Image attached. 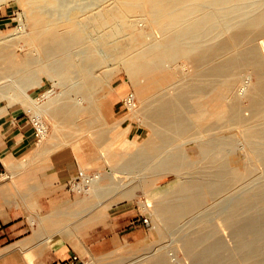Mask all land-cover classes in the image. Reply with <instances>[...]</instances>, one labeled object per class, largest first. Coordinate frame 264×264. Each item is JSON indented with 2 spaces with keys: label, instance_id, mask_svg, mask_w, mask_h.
Wrapping results in <instances>:
<instances>
[{
  "label": "bare ground",
  "instance_id": "obj_1",
  "mask_svg": "<svg viewBox=\"0 0 264 264\" xmlns=\"http://www.w3.org/2000/svg\"><path fill=\"white\" fill-rule=\"evenodd\" d=\"M24 1L27 4L26 17L32 26L31 29L27 32L20 27L22 30L20 29L19 34L9 39L0 36V98L7 100L0 110H4L6 106L18 101L26 107L34 108L42 116L46 115L48 119H51L53 129L57 128L60 120L65 123V126L72 125L71 122L75 116L86 113L87 117L84 118V116L82 121L83 126L78 127L75 131L79 130V134L81 130L91 131L92 123L95 120L92 95L102 85L104 78L111 73L108 68L101 74H94L92 68L106 63L105 59H111L122 64L128 80L134 88L133 93L138 103L129 110L130 113L138 116L143 114L145 121L152 120L148 122L151 132L140 146L137 145L136 141L124 138L127 127L119 128L118 122L110 127L115 130V133L112 139L107 143L105 142L106 144L103 143L101 156L111 163V182L102 185L100 181L106 173H97L96 178L84 190L87 195L72 205L76 208L77 224L72 227L67 223L56 226L54 223L46 224L45 222L46 228L51 232L61 231L65 237L72 239L73 243L79 246V249L81 248L87 253L80 240L79 229L81 226L82 228L83 226H91L96 222L103 214L102 210L111 204V200L115 196L131 197L133 187L127 188L128 185H125L126 189L117 191L115 188L117 185L121 188L122 185L118 184L122 180V176L119 174L126 172H128L127 174H136V167L141 162L144 165L143 170L150 168L151 171L137 177V184L146 196L145 207L153 215L155 229L160 234L166 231L176 233L178 235L176 240L190 254L191 264H223L222 259L218 257L219 252H217L221 248L220 238L214 239V235L223 231L221 227L224 228V226L221 222L224 213H233L234 209L235 211L241 209L236 210V204L233 201H231L233 204L228 202L231 206L224 202L226 205L223 206L224 213H222V208H219L221 205L218 204L219 207L210 205L211 210L212 207H214L213 209L216 208L217 220H214L218 222V225L221 224L218 227L212 223L214 221L213 216L212 219H207L212 220L210 221L211 226L207 225H210V222L206 223L207 220L205 218L201 220V217L210 211L209 204H205L206 200L218 198L221 192H224L223 186L228 182L223 180L226 177L225 174L228 173L233 179H236L232 181L233 184H238L242 176L245 179L251 175L249 171L257 169L251 168L250 170V165L254 166L252 162L249 165L246 164L243 171H239L238 166L229 167L232 155L240 149L238 147L240 141L238 140L239 143H237L236 140H232L230 134L239 133L240 137L247 141L248 150H251L252 154L257 152L260 157V153H264V0ZM139 12H142L150 23L156 25V34L150 39L146 38V30L137 28V23H134L137 21L134 14ZM80 14H84V16L81 15L82 18H80ZM116 20H121L122 23L120 22L118 27H109ZM89 26H93L95 29L104 26V32L100 34L101 38L98 40L91 39L92 36L87 34V27ZM107 26L108 28H105ZM123 29L128 30L126 37L120 38L117 35L116 37L115 34L120 33ZM15 30L18 31L19 29ZM22 35H26L27 40L30 41L28 47L32 45L31 49L26 48L24 56H20L15 48H12L15 40L20 39ZM93 38L95 37L93 36ZM261 38L262 40L258 41ZM76 50L80 53L79 57L82 61L78 67L74 62L75 57L71 56V53L76 55ZM100 50H103V56L98 54ZM185 67H187L186 70ZM189 70H191L190 73ZM42 73L52 79L54 84H58L59 80L67 82L70 78L77 80L79 76L82 77L79 78L83 80V83L78 79L80 82L78 85L81 84L79 87L67 89L68 93L71 91L73 93L71 99L69 98L71 103L68 101L61 102L60 95L52 96L51 90L44 91L41 94L44 99L38 101L41 96L34 99L29 92L33 87L40 88L43 84ZM178 73L188 75L191 82L184 86L175 84L174 81ZM7 74L16 77L15 86L3 84V76H8ZM77 74L76 78L74 75ZM73 76L74 78H72ZM157 78L163 81L157 82ZM78 80L75 82L78 83ZM69 82L72 83L71 80ZM78 85L76 84V86ZM71 86L73 85L71 84ZM156 89L160 90L157 91L159 98L155 104L151 100L153 102L151 105V102L148 103L149 95L155 94L156 92L153 93L152 91ZM63 93L61 92V94ZM95 107L97 109V106ZM58 118H60L59 121H57ZM79 121L81 120L79 119ZM100 122L102 119L98 123ZM94 124L97 125V123ZM77 126L72 127L73 130ZM71 133L70 135H72ZM53 137L54 135L48 134L47 131L46 135L37 142L30 152H37L38 155L43 153L42 155H44L55 151L63 142L53 143L50 141ZM62 138L65 139V137ZM100 138H102V133L96 132L94 140L98 141ZM78 140H72L76 147L80 145ZM106 140L104 139V141ZM65 141L68 142L66 139ZM191 141L196 145L195 151L198 155L195 154V157L189 153L190 147L187 146ZM116 142H118V149L113 147ZM133 146L140 147L137 155L127 158L122 155L123 152L120 150H128ZM246 151L242 153L246 154ZM27 155L23 156L27 157ZM28 158L30 157L26 158V162L32 159L27 161ZM34 158L39 160L41 157L35 156ZM22 159L23 157L19 161ZM37 159L32 161L36 162ZM16 160L18 161V158ZM24 160L22 163L19 162L22 166ZM122 160V165L118 166ZM11 161L2 162L10 168ZM13 161L15 160L13 159ZM244 161L246 163V159ZM261 163L264 166L263 162ZM21 165L18 166L21 167ZM261 165L260 168L263 167ZM262 169L261 171H264V168ZM169 175H173L174 179L169 181L166 186L161 187L159 180ZM255 175L257 176V174ZM262 185L260 184V187L263 190L264 186ZM237 188H233L234 191L231 192H235ZM226 192L228 193V191ZM107 195L108 198L104 201L94 199V197L102 198L103 196L107 197ZM225 195L227 194L225 193ZM261 199L264 201L263 197ZM263 201H260L262 205H264ZM219 202L217 201V203ZM250 204L253 205L252 201ZM238 205L240 203H237ZM244 205L246 206L244 211L247 214V207L250 206L247 202ZM260 209L263 211H259V214L264 212V206ZM260 209L255 208L253 212L249 211L248 214L251 212L250 215L252 216L256 212L257 215ZM235 211L236 217L237 215L241 216L238 211L240 215ZM71 212L72 210L66 214L65 212L61 214L67 215ZM220 214L223 216L220 217ZM229 214H225V216L232 215V217L230 216L231 219L229 218L230 220L227 221L225 217L224 221L232 223V218L234 219L235 215ZM238 218H235L233 224L236 222L241 225L240 222L238 223ZM188 219L191 220L189 222L193 220L199 225L191 228L193 226L191 224V226L189 225L190 228L185 229L186 224L183 222ZM46 221L49 222V220ZM203 223L204 225H201ZM45 224L41 223L43 228ZM182 224L184 228L181 229ZM241 227L231 231L237 233V238H244L243 233L256 230L243 225ZM45 229L44 231L47 233ZM263 229L264 227L261 231ZM42 231L41 233H43ZM258 231L261 232L260 229ZM262 232L264 233V231ZM245 238L248 240L245 239L247 243L244 242L249 244V249L251 248L252 251L255 248L254 238L251 239L250 235ZM241 245L238 248L247 249V246L243 245L242 247ZM145 251L143 253L147 254L148 251ZM153 254L154 256L145 264H174V258L172 259L167 251L158 252L157 250ZM145 257L147 258V256Z\"/></svg>",
  "mask_w": 264,
  "mask_h": 264
},
{
  "label": "rangeland",
  "instance_id": "obj_2",
  "mask_svg": "<svg viewBox=\"0 0 264 264\" xmlns=\"http://www.w3.org/2000/svg\"><path fill=\"white\" fill-rule=\"evenodd\" d=\"M26 10H27V4L25 3L24 0H0V36H1V38L3 37L6 39H9L11 37H14L17 34H19V31L22 30L21 28H23L27 32L31 29L32 26L27 21ZM81 15L84 16V14H80L79 15L80 18H82ZM137 15H139V16L137 17ZM142 15H143V18H142ZM134 16L136 17V20H137L136 22L134 21L135 24L137 23L136 24L137 28L146 30V32H147L146 38L147 39H150L152 36H154L156 34V25L150 23L146 19V17H144L145 15L142 12L136 13V14H134ZM134 16H133V18L135 20ZM139 17H140V19H139ZM24 21H25V23H24ZM120 22H121V20H118V21L116 20L115 23L117 25L113 22V24L110 25L109 27H118L119 26L118 24H120ZM120 27H122V26H120ZM100 28L101 27H96V29H95V27L89 26V27H87V31H88L87 34L89 33L88 35L90 37L92 36L91 39L98 40V38H101L100 34L104 32V26H103V28H101V29ZM105 28H108V26ZM15 29H17V30L19 29V30L16 31ZM92 30H94V31H92ZM121 32H123L124 34H122ZM121 32L115 34V36L117 35L120 38L126 37V35H127L126 32H128V30L123 29ZM93 36L95 38H93ZM27 39L28 38L26 35H22V37L20 39L15 40L14 45H13L14 47L12 46V48L13 49L15 48L16 52H18L20 56H24V51H26L28 48L31 49V47H32V45H30V47H28L30 44V41H28ZM260 40H262V38L259 39L258 41H260ZM15 44H16V46H15ZM17 44H18V46H17ZM20 44L23 46H21ZM77 52L78 51L76 50L75 51L76 55H73V53H71V56L73 58L75 57L74 62H75V65L78 67L79 63H81L82 61L79 57L80 53L79 52L77 53ZM98 54L103 56L104 55L103 50H100V52ZM105 60L108 63L107 62L102 63L100 66H98L96 68L94 67L95 70L92 68V72L94 74L95 73L101 74L102 71H105L108 68L111 70V73L106 78H104V81H103L102 85L100 86L101 88L99 87L98 90L95 91V93L92 95V100L94 102L93 107L95 110V111L93 110L95 112L93 115V117L95 118L94 122L92 123L93 128H92V126H91L92 129L90 128L91 131L93 130L92 132L89 130L90 132L88 131L89 132L88 133L87 130H86V132L84 130H81V133L79 134V130H77L78 132L75 131L76 129H78V127L80 128L81 126H83L82 121H83L84 116H85L84 118L87 117L86 113H81V114H78L77 116H75L74 117L75 119L71 122L72 125H66L65 126V123L61 122L60 118H58L57 121H59V120L60 121L58 122L57 128H55V129H53V126L51 124V119H48V117L46 115L43 116L47 125H48V134L50 133V134L54 135V137L51 138L50 141H52L53 143L59 142V141H60L59 143L63 142V144L60 147H58V149H56V150H62V151L69 150L72 153L73 157L75 158L74 160L76 163V169L77 170L79 168L80 169L83 168L88 173H106L104 175V177L102 178V180L100 181V183L102 185L109 184L111 182V175H112L111 163H109V161L107 159H106L107 160L106 161L105 158H103L101 156V153L103 152L102 151L103 143L106 144L110 139H112L113 134L115 133V130L110 128V127L113 126V124L115 122H118V126L121 129L127 127V130L124 133V138H126L128 140H134V141H136L137 145L140 146L141 144H143V141L148 137L149 133L151 132L150 131L151 129L148 126V124H149L148 122L152 121V120L150 121L148 117H146V118L149 121H145L144 120L145 117L143 118V116H144L143 114H142L143 116L141 114H139V116L134 115V114H131L130 111L123 108L122 103H121L122 97L124 96V94L127 91H129V90L133 91L134 88H133L132 84L129 82L127 73H126V71H125V69L121 63H119L117 61L114 62L111 59H108V60L105 59ZM103 66H105V67H103ZM184 69L186 70L187 67H185ZM190 72H191V70H189V73ZM74 76L76 77V76H78V74L74 75ZM74 76L72 78H74ZM79 77L78 78L76 77L77 80L82 78V77H80V78ZM15 78L16 77L11 76V75L10 76L9 75L3 76L2 82L6 86H12L13 87V86H15V82H14ZM42 78H43V84L40 86V88L35 86L29 92L30 96L34 99L39 98L44 91L51 90L52 92L53 91L56 92V93L53 92L54 94L51 92L52 96H55V95L59 96L60 95V98H61L60 101L61 102L68 101L69 103H71L72 101L70 100L71 99L70 97L73 96V93H71L72 91L68 93L67 89H69V88L72 89V87L73 88L79 87L81 84L80 85H78V84L80 82L83 83L82 82L83 80H81V79H80L81 80L80 82L78 80V83H76L75 82V81H77L76 79L73 80L70 78L67 80V82L66 81L64 82L63 80H59L58 84H54V81L52 79H49V77H47V75H45L43 73H42ZM69 80H71L72 83H70ZM162 81H163L162 79L157 78V82H162ZM190 82H191V79L188 75H181L180 73H178V75L176 76L175 81H174L175 84H179L182 86L187 85ZM66 83H68V84H66ZM69 83H70V86H69ZM71 84L73 86H71ZM76 84L78 86H76ZM157 91H160V90H158V89L153 90L152 92L153 93L156 92V93L152 94V95L150 94L149 95L150 98L148 97L149 98L148 103L151 102L150 103L151 105L153 103L152 101H154L153 104H155L159 98V92H157ZM57 92H60V93H57ZM61 92L62 93L64 92V93L61 94ZM117 95H118V98H117ZM42 99H44V98L41 96L40 99H38V101H40ZM115 101H118V102L114 103ZM5 102H7L6 99L0 98V106L5 105L6 104ZM11 105L13 107H21L22 109L26 107L25 105H23L22 103H20L18 101L14 102ZM95 106H97V109H95L96 108ZM96 110H98V111H96ZM100 118L102 119V122L98 123L101 120ZM79 119L81 121H79ZM97 119H100V120L98 121ZM73 123H75V125H73ZM94 123H97L98 126ZM152 123H154V122H152ZM60 125H62L63 128H62V126L60 128ZM95 125H96V127H95ZM64 126L67 128H65ZM69 126H71V127H69ZM75 126H77V127L74 128V130H73L72 127H75ZM72 131L74 133H71ZM96 132L102 133V138H100V140H98V141L94 140ZM60 133L61 134L63 133V135H61ZM70 133L72 135H70ZM232 134H230V138L232 140H236L237 143H239L238 140L240 141L241 144L243 142V145L241 146L240 143L238 144L240 151L237 150V152L232 155L231 160L233 162L231 161V164L229 167L238 166L237 167L238 170L243 171V170H245L244 168L246 167V164L249 165V163L252 162V163H254V164H252L254 166L250 165V170H251V168H253V169L257 168V169L249 171V173L251 175H249V173H248V175L250 177L246 175L247 177H245V179H244V176H242L240 179L242 180V178H243V180H242V182H241V180L238 181L239 185L237 183H235L236 185L233 184L232 181H234L236 179H233L228 173L225 174L226 177L224 176L225 178H223V180L228 181V182L225 183L226 185L223 186L224 192H221V194L218 198L207 199L205 202V204H207V205L209 204L208 207L210 205L211 206L216 205V207H219V206H217L219 204V205H221V207H219V208H222L221 210L223 211V206L224 207L226 206L224 202H226L229 206H231L230 203H228V202L233 201V203L236 204L235 205L236 210L238 208H240L241 210L239 209L240 211H238V210L237 211L241 214V216H243V215L245 216L242 218L241 216L237 215V217H236V215L234 214L235 209H234L233 213H231V212L224 213L225 211H223V212L221 211L222 213H224L223 214L224 216L221 215L222 213L220 212L221 213L220 217L223 216L222 217L223 221L221 220L222 221L221 224H223L222 226H224V228L221 227L223 229V231H220L218 233V235H216L217 233L214 235V239L220 238V242H221V248L219 249V251H217V252H219L218 257L222 259L223 264H264V233L262 232V231H264V229L261 231V229L264 227V212H261V214H259V211H261V210L263 211V209H260V208L264 206L261 204L262 202H260V201H263L261 199L262 197L264 199V191H263L264 189L262 190V187H260V184L262 185L264 182V171H261V169L264 168V166L261 165L262 164L261 162H263V164H264V160H263L264 159V155H263L264 153H260L261 154L260 157L258 156L259 154L257 152H255L256 154L253 153L254 154L253 155L252 152H250L251 150H248L249 145H248L247 141L244 140L242 137H240V134L237 132H235V134H233V136H232ZM62 137H65V139L68 140V142L66 143L65 139ZM63 139H64V141H63ZM71 139L72 140H76V139L78 140L79 139L78 140V141H80L79 147L74 146L73 145L74 141H72ZM104 139L105 140L107 139V140L104 141ZM107 145L106 146L104 145V147H107ZM138 146H135V147L133 146V148L131 147L128 150L126 149L124 151L123 150H120V151L124 153V154L122 153V155H125L126 158L132 157V156L137 155L138 152L140 151V149H139L140 147H138ZM187 146L190 147L189 153L191 155H193V157H195V154L198 155V153L195 151L196 145L194 142H192V141L189 142L187 144ZM113 147L117 148L118 142L114 143ZM243 147L246 149H244ZM100 150H101V152H100ZM245 150H247L248 152L246 151V154L242 153ZM126 151H127V153H126ZM257 156H258V158H257ZM261 156H263L262 157L263 161L262 160L260 161ZM245 159H246V163L244 161ZM122 162H123V160L121 162H119L118 166H121ZM260 165H261V167L262 166L263 167L260 168ZM143 167H144V165L140 162L138 164V166L136 167V170H137L136 174L129 173L130 174L129 175V174H127L128 172L119 174V176L120 175L122 176V180L119 181L118 184L119 185L122 184V185H121V188H119L120 186L118 187V185H117V188H115L116 191L120 190V189H126L125 185L126 186L128 185L127 188L133 187L132 189L134 192L132 191L131 197L124 198V197H120V196H118V197L115 196V198L111 200V204L102 210L103 214L100 216L99 219H97L96 222H94L95 225H93L94 224L93 223L91 226L90 225L86 226V227L83 226V228L81 226V228L79 229V233L81 234V237L83 236V238H81L80 240L85 245L87 253L84 252L82 249L79 250L81 253V261L78 264H88V263H91V264H140V263L145 264V263H147V261H149L151 259V257L154 256L153 252H155L157 250H158V252L167 251V253L170 256H172V259L174 258L173 259L174 264H176V263L177 264H191L190 254L188 253V251H186L180 245V242L176 240V237L178 235L176 233H171L170 231H166L165 233L160 234L157 231V229H155V227H154L155 224L153 221V215L151 214L150 210L145 207V203L147 202L146 196L143 193V191L140 189L139 185L137 184L138 179H136L137 177H140L143 174H148L151 171L150 168L143 170L142 169ZM252 171H253V173H252ZM255 174H257V176ZM173 179H174L173 175L162 177L159 180V185L161 187L166 186V184L169 183V181H171ZM227 179H229V180H227ZM132 181H133V184L135 183L134 185L131 184ZM68 183H69V181L66 184V190H68L67 193L69 196H68L67 200H68V204L70 206L66 207L64 209V212H65V214H66V212L71 211V210H72V212H71V214L68 213L67 215L61 214L59 216H56L55 214H53V216H50V218L52 217L54 220L56 218L58 219L59 222L54 223L56 226H60L62 223L70 224V226H72V227L74 225H76L78 222L77 221L78 219L75 216L76 215L75 214L76 208L72 207V205L78 199H81L85 195H87L84 192H77L76 190H72L70 188V184L68 185ZM123 185H124V187H123ZM233 185H234V187H233ZM134 186H136V187H134ZM236 186L239 187L240 189L237 188ZM262 186H264V184ZM227 187L230 189H228ZM233 188L234 189L237 188V190L235 192H231V191H234ZM226 191H228V193ZM225 193L227 195H225ZM105 197L106 196H103L102 198L100 197L101 199L99 197L98 198L94 197V199L97 201H100V200L104 201V200H107L108 195L106 198ZM221 197H224V198H221ZM250 198H252L251 199L252 204L256 203V201L261 199L256 204H258V205L260 204V206L261 205L262 206L258 207L256 204L255 205L254 204L249 205V203H251ZM223 199H226L227 201L223 200ZM232 199H234V200H232ZM215 200H217L218 202L220 201V202L219 203H217V201L214 202ZM235 200H236V203H235ZM221 202L223 205L221 204ZM246 202H247L248 206H250V207H247L248 208L247 209L248 211H246L247 214L244 211L246 208V206L244 204H246ZM215 203H217V204H215ZM233 203L231 202V204H233ZM237 203L238 204L240 203V205L237 206ZM242 203H244V204H242ZM263 203H264V201H263ZM228 205H227V207H229ZM241 205H244L245 207L243 206L244 207L243 208ZM211 206L209 207L210 211L206 212V214L204 213V215H202V217H201V220H202V218L203 219L205 218L206 220L210 219L212 216H213V220L214 219L217 220V217L215 215L216 208L213 209L214 207H212V210H214V211H212ZM255 208L260 209V210H258L257 215H256V212H254V214H252V216H251L250 214H251V212H253L255 210ZM51 211L52 210H50L49 212H51ZM237 211H235V212L238 213ZM249 211H251V212L248 214ZM229 213L234 214L235 218L240 217L241 220H240V218H238L239 219L238 223L240 222L241 225L237 224L236 222H235V224H233V221L236 220L235 218L234 219L232 218V223L231 222L228 223L227 221H229L232 217V215H230ZM225 214H227V215L229 214L231 217L230 216L227 217V216H225ZM54 215H55V217H54ZM207 216H208V218H207ZM224 218L227 221H224ZM216 220H214V221L210 220V221H212V223L214 225L216 224L217 227L221 226V224L218 225V222ZM189 221H191V220L188 219V220L183 222V224L184 223L186 224L185 229H187V227L190 228L191 224L193 225V226H191V228L197 227L199 225V223L197 225L196 221L192 220L193 223L189 222ZM210 221L207 220L206 223L210 222ZM223 222L224 223L226 222V225H224ZM195 223H196V225H195ZM230 223L232 226L230 225ZM183 224L180 227L181 229L184 228ZM201 225H204V223ZM207 225L211 226V222H210V225L209 224H207ZM242 225L245 227L253 228L252 230L256 229L254 232L243 233V236H245V237L250 235L251 239L254 238L253 239L254 242L252 240H250L251 242H253L255 244L254 245L252 243V246L254 245V247H255L254 249H252V251H251V248L249 249V246H248L249 244H246L247 243L246 241L248 239H246L245 237L244 238H237V233L235 234V233L231 232V231H233V229H239V227H241ZM225 226H226V228H225ZM236 227H238V228H236ZM259 229L261 232L258 231ZM162 236H164V237H162ZM217 236H219V237H217ZM253 236L257 237L258 239L257 238L255 239V237H253ZM160 237H161V239H160ZM66 239L68 242L73 244L74 241L72 239H70L68 237H66ZM245 239H246V241H245ZM243 243L246 244L247 249L238 248ZM248 243H249V241H248ZM245 244H243V245L245 246ZM243 245H241V246L243 247ZM89 246H90L91 251L89 249ZM146 248H147V250H146ZM249 250L251 253L247 252ZM144 251L145 252L148 251V253L144 254L143 253ZM88 252H89V254H88ZM137 254L138 255L140 254V255L138 256ZM150 254H153V255H150ZM187 254H189V256H187ZM142 255H143V257H142ZM145 256H147V258ZM132 258H135V259H132ZM137 258H139V259H137ZM140 258H142V259H140ZM93 259H94V261H93ZM142 262H144V263H142Z\"/></svg>",
  "mask_w": 264,
  "mask_h": 264
},
{
  "label": "crops",
  "instance_id": "obj_3",
  "mask_svg": "<svg viewBox=\"0 0 264 264\" xmlns=\"http://www.w3.org/2000/svg\"><path fill=\"white\" fill-rule=\"evenodd\" d=\"M6 107L5 111L0 110V264H78L81 248L68 242L61 231L46 228V224L59 222L50 216L56 215V211L59 216L70 206L66 184L77 172L75 158L69 150L44 155L30 152L37 142L22 108ZM25 154L32 159L26 162ZM20 156L25 159L24 167ZM33 159L37 161L34 163ZM2 161H11L10 168Z\"/></svg>",
  "mask_w": 264,
  "mask_h": 264
},
{
  "label": "built area",
  "instance_id": "obj_4",
  "mask_svg": "<svg viewBox=\"0 0 264 264\" xmlns=\"http://www.w3.org/2000/svg\"><path fill=\"white\" fill-rule=\"evenodd\" d=\"M121 103L123 108L128 111L134 108L137 105V100L133 91H127L122 97ZM22 110L23 115L32 128L35 140L36 142H38L46 135L48 131V125L46 121L43 116L32 107H25ZM96 174L97 173H88L87 171L81 170L79 168L75 176L69 180L68 185L70 184V188L72 190H76L77 192H84V190L88 187V184L96 178ZM74 258L76 257L74 256Z\"/></svg>",
  "mask_w": 264,
  "mask_h": 264
}]
</instances>
